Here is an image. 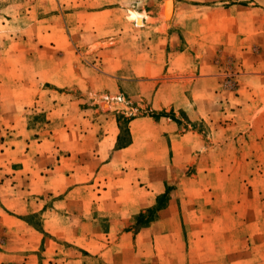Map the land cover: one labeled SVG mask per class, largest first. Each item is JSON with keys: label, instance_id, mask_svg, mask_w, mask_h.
Instances as JSON below:
<instances>
[{"label": "rangeland", "instance_id": "374dc122", "mask_svg": "<svg viewBox=\"0 0 264 264\" xmlns=\"http://www.w3.org/2000/svg\"><path fill=\"white\" fill-rule=\"evenodd\" d=\"M0 145L41 177L155 196L68 239L27 214L38 264H264V0H0Z\"/></svg>", "mask_w": 264, "mask_h": 264}, {"label": "crops", "instance_id": "0c3cea01", "mask_svg": "<svg viewBox=\"0 0 264 264\" xmlns=\"http://www.w3.org/2000/svg\"><path fill=\"white\" fill-rule=\"evenodd\" d=\"M115 142H117V138ZM131 146H133V137L128 146L114 152L127 150ZM38 153L39 157L47 156L45 152ZM10 154L11 156L16 155L14 151L8 153V149L0 145V264H38V252L44 242V237L24 221V216L27 214H40L44 218L47 233L55 238L68 239L67 229L71 230L70 224L77 222L76 217L78 216L86 219L88 217L85 215L103 212L108 214L110 224L129 223L132 216L141 210L152 207L155 203V196L150 193L149 199V193L146 192L148 183L145 185L146 189L140 188L132 191L131 188L130 190L125 188L114 194L112 191L116 192V190L112 189L114 187L111 185L103 190L93 184L103 178L108 179L107 177L98 176L93 180V183L87 184L85 182L88 181L77 179L79 174L76 172L65 177L54 175L53 173L58 170V167H54L50 170L48 176L51 177L48 179L46 176L37 175L38 165H34V170L26 162L36 156V153H24L18 161H12V163L7 160ZM15 164L21 167L18 166L17 169H14L13 165ZM72 170L74 169L72 168ZM60 180L67 185L66 189L62 191V197H59L60 187L57 183ZM126 192L129 194L141 192V195H138L137 200L131 199L130 202L122 203L116 195ZM106 197L107 201H105ZM172 206L170 200L168 206L158 213L159 216H162ZM48 224L51 226L50 231L47 230ZM152 228H145L141 231L156 240L160 234L153 233ZM109 235L111 232L104 234L94 232L90 234V237L83 236L80 239L85 242L84 244L90 245L85 250L95 256L100 255L99 250H96L100 246L98 240L102 236ZM140 235L141 233L137 237ZM130 236L132 237L131 233H125L121 238L132 239ZM51 241V239H45V245L50 246ZM34 261L35 263H33Z\"/></svg>", "mask_w": 264, "mask_h": 264}, {"label": "bare ground", "instance_id": "6f19581e", "mask_svg": "<svg viewBox=\"0 0 264 264\" xmlns=\"http://www.w3.org/2000/svg\"><path fill=\"white\" fill-rule=\"evenodd\" d=\"M172 4L170 3V4H168V6H167V10H166V15H167V17H170L171 15H172V12H173V8H172ZM165 13V12H164ZM165 16V15H164ZM129 17H130V19H133L134 21H137L138 20V22L141 24V22H142V17L139 15V14H137V13H135V12H132L130 15H129Z\"/></svg>", "mask_w": 264, "mask_h": 264}, {"label": "trees", "instance_id": "16d2710c", "mask_svg": "<svg viewBox=\"0 0 264 264\" xmlns=\"http://www.w3.org/2000/svg\"><path fill=\"white\" fill-rule=\"evenodd\" d=\"M164 205H161L160 208H162Z\"/></svg>", "mask_w": 264, "mask_h": 264}]
</instances>
